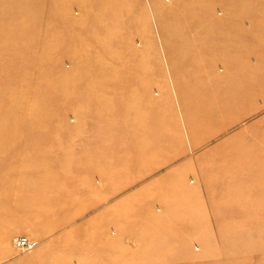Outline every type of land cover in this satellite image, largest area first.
<instances>
[{"label":"rangeland","instance_id":"rangeland-1","mask_svg":"<svg viewBox=\"0 0 264 264\" xmlns=\"http://www.w3.org/2000/svg\"><path fill=\"white\" fill-rule=\"evenodd\" d=\"M0 264H264V0H0Z\"/></svg>","mask_w":264,"mask_h":264},{"label":"built area","instance_id":"built-area-1","mask_svg":"<svg viewBox=\"0 0 264 264\" xmlns=\"http://www.w3.org/2000/svg\"><path fill=\"white\" fill-rule=\"evenodd\" d=\"M14 244L23 250H31L35 247L36 242L34 240H31L26 235H17L13 238Z\"/></svg>","mask_w":264,"mask_h":264},{"label":"crops","instance_id":"crops-1","mask_svg":"<svg viewBox=\"0 0 264 264\" xmlns=\"http://www.w3.org/2000/svg\"><path fill=\"white\" fill-rule=\"evenodd\" d=\"M49 251L48 247H47V244H43L42 246H40L38 248V250L35 252V254L37 255H44L46 254L47 252Z\"/></svg>","mask_w":264,"mask_h":264}]
</instances>
